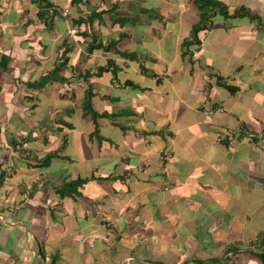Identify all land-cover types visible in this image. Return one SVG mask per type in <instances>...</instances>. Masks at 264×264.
Returning a JSON list of instances; mask_svg holds the SVG:
<instances>
[{"label": "crops", "instance_id": "0c3cea01", "mask_svg": "<svg viewBox=\"0 0 264 264\" xmlns=\"http://www.w3.org/2000/svg\"><path fill=\"white\" fill-rule=\"evenodd\" d=\"M224 2L261 21L212 29L191 63L193 0H0V264H195L231 241L261 264L244 249L264 239V0ZM109 59L96 134L83 75Z\"/></svg>", "mask_w": 264, "mask_h": 264}, {"label": "trees", "instance_id": "16d2710c", "mask_svg": "<svg viewBox=\"0 0 264 264\" xmlns=\"http://www.w3.org/2000/svg\"><path fill=\"white\" fill-rule=\"evenodd\" d=\"M194 5L198 9V21L192 26V30L190 35L183 41L182 43V51L183 56H189L190 62L193 63V56L199 50V47L202 45V42L208 32L212 29L216 28H231L234 25V21L238 18H250L252 21H261V17L257 14L252 13L245 6H238L236 8H230L224 0H193ZM49 14L46 9L41 11V15ZM128 19L125 17L119 18L117 21L124 25ZM118 41L110 40L107 43L99 40H93L87 47L88 52H92L95 49H102L104 51L114 50L117 53L121 54L127 58L136 57L135 53H130L126 51H120L117 48ZM68 56L64 57L63 65L65 66L68 62ZM121 67L118 66L113 60L109 59L106 65L98 66L95 71H88L83 75L86 81H88L89 87L86 91L83 107L84 113L90 114L96 124L95 132L97 134L98 126H97V118L98 117H111L112 115L109 113H99L94 109L92 98L94 95V91L92 89V85L90 84V77L92 76H101L106 71H111L114 75V81H118V73ZM145 69V68H144ZM131 82V81H130ZM232 90L233 88L230 87ZM58 153H48L45 157L40 160L41 165H48L54 156H57ZM88 178L79 177L73 181L68 183H64V187L60 189L62 195L71 193V191L67 192V188L74 187L75 193L79 194L77 190L78 186H81L83 183L88 181ZM262 234H259L257 239L250 240L248 246L244 249L246 252L256 256L261 264H264V239L262 238ZM225 244V242H224ZM242 248H244V244L241 241H231L228 244H225V248L223 254L219 257H213L208 260L198 259L194 261L195 264H239L237 254L242 252ZM56 259L54 258L53 263L55 264Z\"/></svg>", "mask_w": 264, "mask_h": 264}, {"label": "built area", "instance_id": "2783aa9c", "mask_svg": "<svg viewBox=\"0 0 264 264\" xmlns=\"http://www.w3.org/2000/svg\"><path fill=\"white\" fill-rule=\"evenodd\" d=\"M46 10L50 14H62L64 16H66L68 14V11L66 9H63V8H60V7H57V6H53V5L48 6L46 8ZM261 135H264V131L261 133ZM250 136H252V134Z\"/></svg>", "mask_w": 264, "mask_h": 264}, {"label": "rangeland", "instance_id": "374dc122", "mask_svg": "<svg viewBox=\"0 0 264 264\" xmlns=\"http://www.w3.org/2000/svg\"><path fill=\"white\" fill-rule=\"evenodd\" d=\"M129 3H130V1H123L120 4H121L122 7H124V6L128 5ZM133 4L136 5L137 3H133ZM138 5H140L141 7L145 6L144 3H143V1L142 2H139L138 1Z\"/></svg>", "mask_w": 264, "mask_h": 264}]
</instances>
